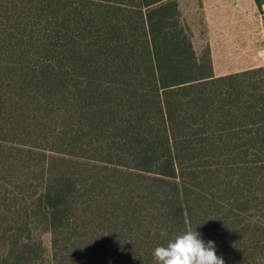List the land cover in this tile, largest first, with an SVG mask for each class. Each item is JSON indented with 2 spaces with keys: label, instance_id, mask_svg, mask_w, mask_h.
<instances>
[{
  "label": "trees",
  "instance_id": "trees-1",
  "mask_svg": "<svg viewBox=\"0 0 264 264\" xmlns=\"http://www.w3.org/2000/svg\"><path fill=\"white\" fill-rule=\"evenodd\" d=\"M204 52L177 0H0V264H158L188 230L264 264V67Z\"/></svg>",
  "mask_w": 264,
  "mask_h": 264
},
{
  "label": "crops",
  "instance_id": "crops-1",
  "mask_svg": "<svg viewBox=\"0 0 264 264\" xmlns=\"http://www.w3.org/2000/svg\"><path fill=\"white\" fill-rule=\"evenodd\" d=\"M185 1L177 0L184 22L188 10L197 9L202 16L200 37L205 48L210 49L217 77L264 66V0H198L196 7L186 6ZM188 27L194 47L198 46L199 35L192 32L197 24L190 23Z\"/></svg>",
  "mask_w": 264,
  "mask_h": 264
},
{
  "label": "clouds",
  "instance_id": "clouds-1",
  "mask_svg": "<svg viewBox=\"0 0 264 264\" xmlns=\"http://www.w3.org/2000/svg\"><path fill=\"white\" fill-rule=\"evenodd\" d=\"M158 264H225L213 241H205L196 230H188L153 251Z\"/></svg>",
  "mask_w": 264,
  "mask_h": 264
},
{
  "label": "rangeland",
  "instance_id": "rangeland-1",
  "mask_svg": "<svg viewBox=\"0 0 264 264\" xmlns=\"http://www.w3.org/2000/svg\"><path fill=\"white\" fill-rule=\"evenodd\" d=\"M198 0H186L185 3H186V6H194L196 7L197 6V3ZM187 14L184 16V20H185V24L188 26L190 25V23H194V24H197V27H193L192 28V32H194V35L195 33L198 34L197 36L199 37V45L197 46L195 44V47L197 48V51L198 53L200 54H203L205 53V42H204V39L200 37V22H201V15H200V12L196 9L195 11L193 10H188L186 12ZM191 29V28H190ZM263 33H264V27H263ZM262 45L264 47V36H263V40H262ZM263 60H264V50H263ZM264 67V66H262ZM44 240H45V244L48 248H50V240H51V237L49 234H45L44 235Z\"/></svg>",
  "mask_w": 264,
  "mask_h": 264
},
{
  "label": "built area",
  "instance_id": "built-area-1",
  "mask_svg": "<svg viewBox=\"0 0 264 264\" xmlns=\"http://www.w3.org/2000/svg\"><path fill=\"white\" fill-rule=\"evenodd\" d=\"M263 18H264V9H263ZM263 27H264V20H263Z\"/></svg>",
  "mask_w": 264,
  "mask_h": 264
}]
</instances>
